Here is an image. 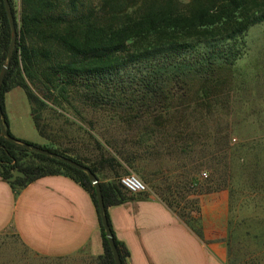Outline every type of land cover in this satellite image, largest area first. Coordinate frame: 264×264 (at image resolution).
Here are the masks:
<instances>
[{
    "label": "trees",
    "instance_id": "1",
    "mask_svg": "<svg viewBox=\"0 0 264 264\" xmlns=\"http://www.w3.org/2000/svg\"><path fill=\"white\" fill-rule=\"evenodd\" d=\"M8 6L17 36L0 87L3 122L8 126L4 94L13 88L22 89L30 104L36 131L52 144L37 146L84 165L93 174L104 165L115 168L121 163L115 157H105L102 152L97 158L90 152L94 146L88 148L83 142L73 145L69 138L66 142L71 145L63 146L54 134H47L39 110L47 106L44 99L59 107L77 100L91 109L113 108L117 111L116 122L120 123L148 114L150 123L144 126L142 133L128 140L131 148L113 149L124 164L132 167L137 160L159 155L150 149L157 145L153 137L156 132L171 135L165 132L169 121L165 116L157 117L155 106L161 107L172 88L175 94L176 88L183 90L192 78L199 82L195 90L198 99H206L210 83L215 85L218 72L243 55L245 32L264 21V0H20L18 12L13 0H8ZM10 38L7 13L0 0V68L7 60ZM206 107L211 114V105ZM169 109L163 106L160 110L167 113ZM180 125L181 122L176 121L173 128ZM194 129L190 128L189 133H174V145L181 153L193 154ZM232 129L230 124L219 125L217 131L224 143L217 151L223 153L226 160L229 158L239 164L242 174L251 183L250 188L261 190L264 171L259 167L264 153H249V144L244 142L230 145ZM7 132L17 141L28 142L14 137L9 128ZM93 141L95 149L101 151L102 146L96 139ZM142 146L146 149L141 152ZM14 170L24 175L9 180ZM49 174H65L79 182L97 206L94 188L85 172L58 158L11 143L0 135V176L11 186L22 188ZM99 184L110 226L107 208L125 200L126 191L116 181ZM224 189L232 192L228 186ZM217 190L206 189L205 192ZM259 206L264 208V193ZM179 215L193 219L189 213ZM241 226L244 228L241 244L252 241L258 246L264 245L263 218L250 225L245 221ZM234 232L231 229L228 233L230 254ZM101 237L103 253L95 260L97 264H114L102 225ZM113 237L121 262L125 264L127 252L114 234ZM247 259L248 264H255V257Z\"/></svg>",
    "mask_w": 264,
    "mask_h": 264
},
{
    "label": "rangeland",
    "instance_id": "2",
    "mask_svg": "<svg viewBox=\"0 0 264 264\" xmlns=\"http://www.w3.org/2000/svg\"><path fill=\"white\" fill-rule=\"evenodd\" d=\"M13 1L18 12L20 0ZM242 41L243 55L218 72L215 85L210 83L211 88L208 89L206 99H198L195 90L199 82L192 78L184 87L186 89L189 86V89L182 92L184 89L176 88L174 94L172 88L169 97L162 101L161 107L154 105L158 109L157 117L165 116L169 121L165 132L171 134L164 136L156 132L153 136L157 145L149 148L158 152L157 157L155 155L137 160L132 167L121 164L115 168L107 165L102 168L112 170L117 177L134 173L145 184L146 191H153L178 213H189L193 219H183L192 225L197 214L198 195L206 189L226 190L229 204L224 239L225 264H248V256L256 258L255 264H264V245L258 246L252 241L241 244L244 230L241 223L246 221L250 225L256 219H264V208L259 206L264 188H250L251 183L242 174L239 164L229 158L226 160L223 153L217 151L224 143L217 131L218 127L230 124L233 128L230 145L244 142L249 144V153H264V21L251 26ZM33 90L42 97L37 90ZM44 100L47 106L39 110L41 123L46 125V133L54 134L63 146L71 145L66 142V138L73 140V145L83 142L88 148L94 146L90 152L96 157H99V152L116 155L113 150L115 147L130 149L128 140L142 133L144 126L150 123L148 114L138 120L120 123L116 122L117 111L113 108L91 109L77 100L59 107L47 99ZM207 104L212 107L211 114L207 110ZM163 106L170 107L167 113L160 110ZM4 107L15 137L43 147L52 145L36 131L29 116L30 104L22 89L13 88L6 92ZM176 121L181 122L179 128H173ZM190 128H195L196 132L195 150L193 154L181 153L174 145V133H189ZM89 135L93 137L89 139ZM94 139L102 146L101 151L95 149ZM142 147L141 152L146 149L145 146ZM259 169L264 171V160ZM202 172L206 176H202ZM224 186L232 188V192L224 189ZM231 229L235 230L234 242L231 241L232 254L227 247ZM95 257L83 252L59 258L38 256L29 251L11 230L0 233V264H97Z\"/></svg>",
    "mask_w": 264,
    "mask_h": 264
},
{
    "label": "crops",
    "instance_id": "3",
    "mask_svg": "<svg viewBox=\"0 0 264 264\" xmlns=\"http://www.w3.org/2000/svg\"><path fill=\"white\" fill-rule=\"evenodd\" d=\"M29 116L32 121L30 108ZM104 156L124 166L116 155ZM107 169L96 170L99 182L117 180ZM125 196L107 208L115 239L127 252L125 264H225L226 190L198 195L194 225L151 190ZM6 230L42 257L103 253L97 206L89 191L65 174L44 175L18 189L0 176V233Z\"/></svg>",
    "mask_w": 264,
    "mask_h": 264
},
{
    "label": "water",
    "instance_id": "4",
    "mask_svg": "<svg viewBox=\"0 0 264 264\" xmlns=\"http://www.w3.org/2000/svg\"><path fill=\"white\" fill-rule=\"evenodd\" d=\"M4 6H5V10L7 13V18H8V22L10 25V29H11V38H10V42H9V49H8V53H7V60L6 62H4L0 68V87L2 85L7 67H8V61L11 55V51L13 49V46L15 44L16 41V36H17V30L14 24V17L13 14L8 6V0H3ZM7 124H5L2 120V108H1V104H0V135L5 137L7 141L14 143L18 146H22L23 148L32 150L34 152H37L39 154H43V155H47V156H51L54 158H58L60 161L78 169L81 170L83 172L86 173L90 183L92 184L93 188H94V193L96 196V204H97V208H98V213L100 216V221H101V225L103 227L104 230V235L106 237L107 243L109 245L113 260H114V264H122L121 259L119 257V253L117 250V246L115 244V240L113 237V233L111 230V227L109 226L108 220H107V216L105 214V206L103 203V198H102V193H101V188H100V184L99 181L97 179V177L95 176V174H93L91 172V170L84 166L81 165L65 156H58L56 153L49 151L46 148H43L41 146H37L35 144L32 143H28V142H22V141H17L15 140L8 132H7ZM24 174L19 171V170H14L12 172V175L9 177V180H14L16 177L18 176H23Z\"/></svg>",
    "mask_w": 264,
    "mask_h": 264
},
{
    "label": "built area",
    "instance_id": "5",
    "mask_svg": "<svg viewBox=\"0 0 264 264\" xmlns=\"http://www.w3.org/2000/svg\"><path fill=\"white\" fill-rule=\"evenodd\" d=\"M206 176L205 172L201 173ZM117 182L129 194L136 195L146 191L145 184L134 173H125L118 177Z\"/></svg>",
    "mask_w": 264,
    "mask_h": 264
}]
</instances>
